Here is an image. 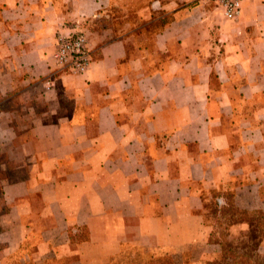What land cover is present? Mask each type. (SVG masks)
<instances>
[{
    "label": "crops",
    "instance_id": "0c3cea01",
    "mask_svg": "<svg viewBox=\"0 0 264 264\" xmlns=\"http://www.w3.org/2000/svg\"><path fill=\"white\" fill-rule=\"evenodd\" d=\"M0 171V264L212 259L211 202L264 210V0H0Z\"/></svg>",
    "mask_w": 264,
    "mask_h": 264
},
{
    "label": "trees",
    "instance_id": "16d2710c",
    "mask_svg": "<svg viewBox=\"0 0 264 264\" xmlns=\"http://www.w3.org/2000/svg\"><path fill=\"white\" fill-rule=\"evenodd\" d=\"M209 206V213L214 217L212 222L218 226L219 231L215 232L212 229L208 242L218 246V255L204 264H264V258L257 252L258 245L264 236V210H238L229 199L226 206L219 208L216 201L211 202ZM204 219L207 220V216ZM236 223H244L246 230L243 235L237 237L233 245H230L227 241L228 228ZM137 257L139 261L136 264H177L174 256L168 253L156 255L147 251L141 255V258Z\"/></svg>",
    "mask_w": 264,
    "mask_h": 264
},
{
    "label": "built area",
    "instance_id": "2783aa9c",
    "mask_svg": "<svg viewBox=\"0 0 264 264\" xmlns=\"http://www.w3.org/2000/svg\"><path fill=\"white\" fill-rule=\"evenodd\" d=\"M243 0H215L225 20H236ZM52 61L55 69L71 75H81L92 62L86 34L76 30L65 35H57L54 39Z\"/></svg>",
    "mask_w": 264,
    "mask_h": 264
},
{
    "label": "rangeland",
    "instance_id": "374dc122",
    "mask_svg": "<svg viewBox=\"0 0 264 264\" xmlns=\"http://www.w3.org/2000/svg\"><path fill=\"white\" fill-rule=\"evenodd\" d=\"M1 173H3V174H5V176L7 177L8 176V174H7V171H0ZM10 172V171H9ZM3 174H2V176H3ZM1 207V206H0ZM1 209H2V207H1ZM213 217V216H212ZM211 218L209 217V216H207V222L208 223H211L212 224V229H213V231H215V232H218L219 231V229H218V226H216L215 224H213V222L210 220ZM207 222H205L206 224H207ZM235 232H237V231H235ZM237 234H239V235H237ZM216 235V234H215ZM228 235H230L229 233H228ZM242 235V232H240V231H238L236 234H231L230 236H232L231 238H229V236L227 237V241H228V243L230 244V245H233L234 243H235V240L236 239H238L237 237L238 236H241ZM213 238H215V237H213ZM209 240H210V238H209ZM212 240V239H211ZM209 243V242H208ZM212 244V243H211ZM214 245H216V244H214ZM217 251H218V246H217ZM257 252H258V254L261 256V257H263L264 258V236H263V238H262V240H261V242L259 243V245H258V248H257ZM157 255V254H156ZM217 255H218V252H217V254H216V256L215 257H213L212 259H214V258H216L217 257ZM172 256V255H171ZM173 257V256H172ZM141 258V257H140ZM174 260L177 262V264H190L189 262L191 261V260H193L192 258V256L188 253V252H184V254H178V255H175L174 257ZM212 259H210V260H212ZM210 260H205V261H199L197 264H204V263H206L207 261H210ZM10 261L12 262V258L10 259ZM139 261V260H138Z\"/></svg>",
    "mask_w": 264,
    "mask_h": 264
}]
</instances>
